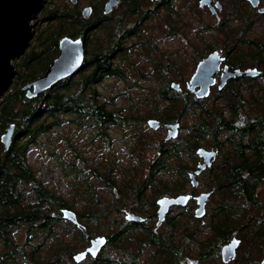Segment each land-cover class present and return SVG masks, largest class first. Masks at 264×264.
<instances>
[{"label": "trees", "instance_id": "1", "mask_svg": "<svg viewBox=\"0 0 264 264\" xmlns=\"http://www.w3.org/2000/svg\"><path fill=\"white\" fill-rule=\"evenodd\" d=\"M44 8L46 9L45 6ZM44 11L42 10L40 15ZM63 12L59 8L47 12L49 20L55 18V26L51 23L45 33H37L36 38L32 39L22 56L16 58L14 64L18 73L13 78L10 87L0 97V264H19L20 259L29 260L31 264H40L35 259L39 245H33V241L41 233L44 234L45 239L50 236L55 240L54 255L48 263L79 264L73 259L77 248L72 244L63 243L61 234L56 230L61 222H65L61 209L63 207L72 209L73 205L66 200L64 195L44 184V181L36 176L28 161V153L31 149L44 143L40 141L41 138L43 136L51 138L52 135L60 138L58 131L62 130L66 124H71L73 129H86L91 132V141L100 140L110 146L111 140L107 132L109 127H124L133 123L136 125L137 122H143L146 118V116L125 114L122 109L114 106L115 102L111 101L109 95L102 98L103 94L98 91L97 87L103 83L105 78L115 77L127 80L128 77L126 78L127 73L121 66L122 64L115 60L118 57L122 59L121 54L117 55L119 50L111 48L112 51L108 50V52L100 41L92 48L86 46V58L78 73L62 79L36 97L26 96L23 84L47 69L52 58L50 56L54 55V50L55 54L58 51L60 36L63 34L78 35L79 32L84 33L85 30H89L87 26L79 30L69 27L70 23H67L66 17L75 18V23H78V16L69 12V9L65 11L66 13ZM38 45L41 50H38ZM123 57L125 60L128 55L123 54ZM46 59L50 60L45 66ZM155 64L157 69L155 77L158 84L156 95L162 96L166 104L158 102L153 111L154 116L162 122L169 123L176 122L188 111H194L199 118L191 136L186 137L179 134L178 138L160 139L155 142L157 155L149 162L147 168L149 173L147 176L142 175L139 185L128 187V192H123L119 189L117 180L112 177L118 166L110 163L105 168L95 169V165L85 163L84 156L72 144V139L64 140L66 146L77 159L83 160L84 164L79 166L77 159L67 160L61 155L55 158L58 166L65 173L68 169L70 171L68 173L77 171V175L86 184L81 188L84 192L81 198L86 205L83 212L77 211V213L81 218H87L88 223L84 225L91 236L93 223H99L103 217L106 218L113 214L112 212L107 215L101 214L102 207L121 206V203L127 206L126 199L140 202L144 198L145 189L151 186L157 194L156 199L179 194L180 192L173 193L182 188V178L187 180V172L193 169L184 161V155L190 156L196 162L197 148L203 146V143H208L216 147L218 152H225L222 160L218 161L217 168H212L213 174H210L208 178V186L214 190L213 193L220 195L216 211L208 224L209 233H205L204 229L200 230L199 219L190 220L191 223L182 228V222L171 220V217V229L167 235L148 227L145 237L133 239L134 223L122 224L115 218L112 223L116 227L108 233L112 239L114 253H118L117 251L127 243V247L123 249L130 251L128 258L123 260L121 256H117L119 253L117 255L115 253V255H99L95 259L86 260L80 264H140L137 260L138 252L150 244L163 248L164 258L155 260V263L144 264H191L188 259L191 255L188 245L195 241L202 245L197 254L192 256L197 262L195 264H217L220 247L233 236H238L242 241L249 240L252 244L263 246L264 198L259 199L257 189L264 182V133H262L264 131L255 133V127L258 124L252 123L260 118L252 119L246 126L240 127L239 132H236L230 119H227L224 113L216 107L194 99L185 87L175 90L171 86L174 81L173 78L171 80V75H175L177 69L172 61L169 65L166 64L167 68L158 60ZM143 76L144 72H140L139 77L143 78ZM226 105L229 107L228 103ZM238 105L232 103L236 109ZM11 124L15 125V133L10 146L6 149L1 137ZM260 126L264 129V122H261L258 129ZM142 130L140 128L135 131L137 139L139 135H143ZM223 131L227 132L224 140L220 137ZM248 138L255 140L258 138L254 144L256 152L254 159L246 157L245 154L247 147L251 145V143L248 144ZM201 139L204 141L202 142ZM138 143L153 144L152 140L146 144L143 140ZM229 143L232 147L224 150L223 144ZM51 153L55 155V152ZM143 165L140 158L134 167L141 170ZM85 168L92 169V175L107 190L116 189L120 198L114 196L112 201L104 205L105 202L101 200L98 190L94 187L95 181L91 180L92 175L84 173ZM162 172L170 173L175 177L170 184H161L162 181L158 180ZM127 173L130 174V172ZM151 205L156 206L157 204L151 203ZM256 210L260 213L254 217L251 212ZM179 214L188 218L187 220L190 219L189 216L193 217L184 211ZM67 222L64 228L79 231L80 239L86 243L88 241L86 235L70 221ZM16 226L24 227L26 234L24 241H19L14 237L13 228ZM167 241H170V244ZM249 261L251 263V260Z\"/></svg>", "mask_w": 264, "mask_h": 264}, {"label": "rangeland", "instance_id": "2", "mask_svg": "<svg viewBox=\"0 0 264 264\" xmlns=\"http://www.w3.org/2000/svg\"><path fill=\"white\" fill-rule=\"evenodd\" d=\"M101 3V0H77L76 4L72 3L70 0H46L45 2V8L42 10L44 11L41 14V12L38 14L36 18L33 19V27L35 30V36L33 40L36 38L37 33H45L47 27L52 23L53 26H55V18L53 20H49L47 12L49 10H55V8H59L60 10H63L64 12L69 9V12H77L82 10L87 5L90 4H97V8H100L99 4ZM195 5H190L189 7L183 9L181 7H178L181 12V18L182 24L180 26V34H178L176 37H173L171 40V45L167 46V50L171 51L168 54L160 53L159 51H154L153 54H145L144 52H135L134 50L131 52H128V57L124 60L123 54L122 59L121 57H118L117 61L120 62L122 67L126 70L127 80L121 79V78H115V77H107L104 79L103 83L98 86V91L102 93L103 97L110 96L114 100V106L116 108L122 109V112L125 114H132L133 116H146L145 121L143 122H137L136 125L133 123L132 125H126L124 127L121 126H111L107 130L109 138L111 140V145H106L100 140H94L91 141L92 133L89 132L86 129L76 130L73 129V126L71 124H66L62 130L58 131L60 133V138H55V135H52L51 138L48 136L42 137L41 142L44 143L39 146H34L31 151L28 153V161L30 165L33 167L34 172L36 173V176L44 181V184H46L49 188L58 191L59 194L64 195L66 200H68L73 205V210L76 212H83L86 203L81 198V195L84 194L82 192L81 188L86 186L85 183H83V180L77 175V171H74L72 173H68L70 171H66L65 173L60 166H58V162L55 158V156L61 155L62 157L66 158L67 160H76V156L73 154V152L66 146V142L64 140L72 139V144H74L78 152L81 153V155L85 158V163H90L92 165H95L94 168L100 167V169L105 168L108 164L113 163L115 166H118L116 170L113 172V178L117 180L119 189H122L123 192H128V187L139 185L141 178L145 176L148 165L150 160L155 159L157 155V145L155 142H157L160 139H165L167 133L162 131V128L160 129H152L147 124V119L154 117L158 118L157 116H154L153 111L156 109V105L158 102L166 104L164 98L160 95H156V89H157V80L155 77V73L157 69L155 68V62L156 60L160 61L165 67L168 61H164L163 59L168 58L169 61H172L174 65L177 67L175 70V75H171V80L175 82H181L184 78L190 77L192 72L195 69V66L197 65V60L199 59L200 55L197 52L198 50L201 51L202 49L199 48L201 46V41H199L196 38V34H202L203 32L207 31L206 29H209V33H212L213 30L211 29V25L215 22L214 18L207 14L206 12L202 10H198V8H195ZM78 8V9H77ZM44 14V15H43ZM67 22V21H66ZM74 28L73 26H69ZM153 27V26H152ZM199 28H202L200 30H197ZM93 35L89 39V42L87 46L89 48H92L93 46H96L97 42L100 41L102 43V40H104V33L102 30L97 29L94 32H92ZM159 34V32H157ZM64 35V34H63ZM214 35V34H212ZM73 36V35H72ZM183 37L187 38V42H185ZM61 37V36H60ZM32 41V40H31ZM39 46V45H38ZM192 46L196 47V49H191ZM41 50V47L39 46V49ZM196 51V52H195ZM47 53V51H45ZM58 51L54 55L52 54L50 56L51 62L52 60L58 55ZM143 53V54H142ZM126 54V52H125ZM44 55V53H43ZM22 56V55H20ZM19 56V57H20ZM17 57V58H19ZM16 60V59H15ZM14 60V61H15ZM48 59L44 61V65L49 62ZM50 62V63H51ZM14 63V62H13ZM49 63V64H50ZM40 66V65H39ZM38 66V68H39ZM41 67V66H40ZM48 67V66H47ZM16 68V67H15ZM167 68V67H166ZM17 72V68H16ZM45 72V70H44ZM44 72H41L39 74L42 75ZM140 72H144L143 78L139 77ZM18 73V72H17ZM193 75V74H192ZM131 83V84H130ZM3 95V94H2ZM1 95V96H2ZM0 96V97H1ZM208 106L216 107V109L220 110L224 113L225 117L227 119L231 118V114L228 111V107L226 104L222 103H215L213 101L207 102ZM262 112V116L264 118V105H260L258 103H253L251 105L246 104L241 112L244 114V116L247 117H253L258 112ZM243 116V117H244ZM198 114L194 113V111H188L183 116H181L178 120L181 122V130L180 135L189 137L194 132V126L198 122ZM248 119V118H247ZM132 122V120H131ZM165 123V122H164ZM168 123V122H167ZM142 128V134L139 135L137 139V135L135 131ZM227 134L226 131H223L220 135L222 140L225 139V135ZM178 138V137H177ZM144 141V144L149 143V140H152L153 144L148 145H141L138 143V141ZM202 140V139H201ZM204 140H202L203 142ZM249 141V140H248ZM151 143V142H150ZM246 149V157H249L250 159L255 158V149L254 144L255 140L249 141L248 144H250ZM203 146L210 147L208 143H203ZM232 147L231 143L229 144H223V149H228ZM264 149V146H263ZM51 152H55V155ZM220 157L217 158V164L215 167L217 168L218 161L222 160L223 154H225L224 151L220 152ZM142 159L143 162V169L137 170L135 169V165L138 163L139 159ZM78 165L84 164L83 160L77 159L76 160ZM184 161L188 163L189 166L193 167L195 166L196 162L192 160V158L188 155H184ZM92 170V169H91ZM89 168L84 169V173H88L89 175H92V172ZM127 172H130L128 174ZM76 174V175H75ZM143 175V176H142ZM76 176V177H75ZM91 180H94L95 184L94 187L96 190H98L99 197L103 202H109L112 201L114 198V192L113 190H107L101 182H98L96 180L95 176H90ZM210 177V176H209ZM208 176L205 174H202L199 176V186L196 188H192L189 182V177L187 180L182 178L183 186L182 188L175 191L173 194L176 193H196L198 194L202 190H209L211 189L210 186H208ZM175 177L166 172H162L159 175L158 180L162 181L161 184H170V181H172ZM124 181H126L124 183ZM174 182V181H173ZM153 187H148V189H145L144 198L142 199V203L145 207L151 206V203L156 200V193L152 189ZM79 191V192H78ZM259 199L264 198V182H262L261 185L258 186L257 189ZM220 199V195L218 193H214L209 200L207 204V217L203 220H200L199 227L200 230L204 229L205 233H209L208 224L212 220L213 213L216 211V205L217 200ZM127 207L130 206H136L140 202L134 200V199H126ZM94 204V203H93ZM196 203L191 202V209L192 212H194ZM182 210L180 208H175L171 210L170 217H175L177 220H180L182 222L181 226L182 228L187 227L191 222L190 220H195L198 218H195L194 216H189L188 218L180 215ZM113 214L109 217L103 218L99 223L94 222V228L91 230V236L100 235L108 233L111 229H115V225L112 223L113 219H124V215H119L116 212H112ZM259 211L256 210L255 212H251V214L256 217L259 215ZM87 218H82V223L86 224L88 221ZM153 221H149L146 223V226H154ZM68 222L65 220V222H61L60 225L56 227V230L61 234L63 243H69L74 245L77 249L75 252L80 251L85 247L87 242H82L80 232L77 230H69L65 229L64 226ZM201 225V226H200ZM146 227H135V230L132 232L133 239L139 237H145L146 236ZM171 226L169 224H164L159 228V232H162L163 234L167 235L170 232ZM81 231V230H80ZM13 234L14 237L19 241H24L26 234L24 231V227L16 226L13 228ZM244 235H248L247 233H244ZM202 239L203 237H199ZM54 239H51L50 236H47L46 239L44 238V234H39L34 239V244L38 246L37 252L35 254V259H37L40 264H61L56 262L48 263V260L52 258L54 255L53 251V243ZM179 242V241H178ZM41 244V245H40ZM125 247H127L126 244H124ZM224 245V244H223ZM202 247V245L198 244V241H195L193 244L188 245V248H190L191 255L188 257L189 260H194L192 256L196 255L199 249ZM32 248V247H31ZM111 249V247L108 248V252ZM107 252V253H108ZM113 255V252H109ZM264 255V243L263 246H258V244H252L249 240H243L237 250V256L234 260H232L229 263H224L220 257L219 260L216 262L217 264H256L261 257ZM251 260V263L250 261ZM258 260V261H257ZM23 262H27L28 264H31L29 260H23L20 259L19 264H22ZM12 264V263H9Z\"/></svg>", "mask_w": 264, "mask_h": 264}, {"label": "flooded vegetation", "instance_id": "3", "mask_svg": "<svg viewBox=\"0 0 264 264\" xmlns=\"http://www.w3.org/2000/svg\"><path fill=\"white\" fill-rule=\"evenodd\" d=\"M110 1L111 0H101V3L99 4L100 8H97V4L87 5L92 8V13L87 18L82 15L83 8L80 11V14L79 11L71 12L74 15L77 14L79 20L78 23H75V18L71 19L66 17L65 20L68 21L67 23H70L69 25L74 27L71 28L79 30L82 27L85 28L87 26L86 28H88L89 30H85L84 33L79 32L78 35L73 36L68 34L62 35L58 40V52L59 42L63 36L81 38L84 41L86 49L89 39L93 35L92 32L100 29L105 35L104 40H102L101 43L103 45V48L107 51H112L110 49L115 48L116 50H119L117 52V55L125 54V52L127 54L128 52H131L133 50L136 53L146 52L145 54L147 55L153 54L154 51H159L164 55L168 54L171 51L167 50V46L171 45V40L173 37H176L178 34H180L179 30L181 29L180 26L182 24V21L180 20L181 12L178 7L185 9L190 5H195V8H198V10H202L207 14H210L215 20L210 29L213 30L212 33H209V29H206L207 31L203 32L202 34H196V38L201 41V46H199V48H201L202 50L197 51L200 57L197 60L195 69L201 61L206 59L211 54L218 55L216 56V59L218 60V67L213 74L214 83L210 89V94L208 96L198 97L194 91H190L187 89V83L189 82L195 69L190 77L184 78L182 80V83L179 81L177 83H179L181 87H185V90L190 95H192L194 99L198 101L200 100L201 103L207 104L208 101L222 104L228 103V111L231 114L230 122L236 132H239L238 129L240 127L246 126L248 122H251L252 119L258 117L260 118V120L255 119V121L252 122L254 124H258L255 127V133L264 131L261 126L258 129V126L261 124V122H264L261 111H259L258 114L253 117L244 116V114L241 112L246 104L251 105L253 103H258L260 105H264V0H114V5L107 10V5ZM200 29L202 28H199L197 30ZM157 32H159V34H157ZM182 39L185 42L188 41L186 37L182 36ZM191 49L197 50V48L194 46H192ZM165 61H168L167 64L169 65V59L166 58ZM225 70H228L230 72L242 71V73L228 78L223 86L220 87L222 76ZM246 71H249L250 73H246ZM198 88L199 86L196 87V90ZM232 103L239 104L238 108H234V106H232ZM166 125V122L164 123L161 121V126L159 128H162V131L167 133L168 128ZM248 140L253 141L255 139L248 138ZM256 140H258V138H256ZM205 148L214 149L217 155L212 166L204 169L198 175V178L202 174H205L208 177L210 174H213L212 168H216L215 165L217 162V158L221 155L216 147L210 146ZM203 161L204 159L197 154L195 167L193 166V169L187 172V178L189 177L190 173L198 169V165ZM148 173L149 170L147 169L145 176H147ZM190 185L192 186V188H196L199 186V182L197 186H193L191 182ZM209 190L213 189L211 188ZM202 191H200L199 193H201ZM113 192L116 198H120V194L116 189H113ZM188 193H191V199L188 203L189 208L186 209L184 206L174 205L173 207H171L169 213L175 208H180V210L194 216V212H192L191 209V202L196 203V205L194 206L196 209L198 205L195 197L199 193ZM211 197L209 198V200L211 199ZM157 200L158 198L155 200L156 202L153 201L152 203L157 204ZM105 204H107V202H105L104 205ZM158 208V204L156 206L151 205L145 207L142 201H140L138 205L130 207H127L123 203H121V206H105L102 207L101 214L107 215L109 212H116L119 215H124V219L117 218L118 220H120V222H122V224L134 223V227H146V231L148 227H152L146 226V223L155 220L152 229L159 232V228L162 225L169 224L170 226V221L177 219L175 217H172V219L170 220L171 217L168 213L162 223L160 225H157V222L159 220L157 213ZM128 213L140 215L141 220L135 221L128 219ZM206 215H208L207 205L206 214L204 215V217L198 219L203 220L202 222H204V218L207 217ZM77 219L78 223L83 227H79L78 224H73L72 222L71 223L79 228V230H81L88 238L87 244L80 251L84 250L88 245H90L92 238L96 236H104L107 238V242L98 256H106L110 254L109 252H113V255H115L116 252L114 253L115 249L113 248L112 239L109 236L110 234H108L109 232L105 234L90 236L85 225L81 221L82 218L80 217V215H78V213ZM233 237L239 238L238 236ZM239 239L241 244L242 240L241 238ZM167 242L170 244V241ZM125 244L127 245V243ZM109 247H111V249L108 252ZM123 248H125V245L117 251L119 255H117L118 253H116V255L118 257L121 256L123 260H126V258H128V255L130 254V251ZM98 256L91 257L90 255H88L84 260L79 262V264L86 260L95 259ZM163 258V248L158 245L150 244L138 252L137 260L140 262V264H144L155 263V260H162ZM263 258L264 255L259 261L257 260L258 262L256 264H260ZM182 261H184V259H182ZM190 263L195 264L197 262L194 259L190 260Z\"/></svg>", "mask_w": 264, "mask_h": 264}, {"label": "water", "instance_id": "4", "mask_svg": "<svg viewBox=\"0 0 264 264\" xmlns=\"http://www.w3.org/2000/svg\"><path fill=\"white\" fill-rule=\"evenodd\" d=\"M76 3L77 0H70ZM46 0H0V96L10 87L13 78L17 75L14 59L22 55L31 40L35 35L33 27V19L38 16L45 6ZM115 1L111 0L107 5V10L114 5ZM92 8L85 6L82 10V15L87 18L91 15ZM217 54H211L206 59L201 61L191 76L188 83V89L194 91L198 97L208 96L210 87L214 82L212 78L213 73L218 67ZM86 58V50L84 41L81 38H73L70 36H63L59 42V53L48 65L45 72L28 80L23 84V89L26 91L28 98L36 97L42 92L54 86L57 82L70 77L80 71ZM242 73V71L230 72L225 70L222 76V83L220 87L227 81L228 78ZM246 73H250L246 71ZM197 85H200L198 90H195ZM171 86L175 90H180L181 86L177 82H172ZM147 124L150 128L156 130L161 126V121L158 118L147 119ZM170 128L166 139H175L180 134V120L168 124ZM15 133V125L11 124L3 133L1 139L7 149L13 139ZM199 154L205 158L204 164L199 166V169L189 174V180L193 186L198 185V175L205 168L206 164L211 165L212 159L215 157L216 152L212 149H199ZM212 191L202 192L195 198L198 203L196 215L203 217L205 214L206 202L211 195ZM191 198V193L179 194L174 197L165 196L158 200L159 220L157 225H160L164 219L165 214L168 212L171 205L179 204L184 205L188 209L187 203ZM62 217L78 224L77 213L68 207L61 209ZM127 218L135 221L141 220L140 216L133 213H128ZM103 241V243H101ZM239 241V243H235ZM107 242L104 236H96L91 239L90 245L84 250L78 251L73 254L75 262L79 263L84 260L88 255L91 257L98 256L100 250ZM240 244V239L233 237V239L221 247L222 261L227 263L234 259L237 254V249ZM22 264H28L23 262ZM260 264H264V258Z\"/></svg>", "mask_w": 264, "mask_h": 264}, {"label": "bare ground", "instance_id": "5", "mask_svg": "<svg viewBox=\"0 0 264 264\" xmlns=\"http://www.w3.org/2000/svg\"><path fill=\"white\" fill-rule=\"evenodd\" d=\"M34 36H35V35H34ZM33 38H34V37H33ZM17 57H19V56H17ZM17 57H16V58H17ZM16 58H15V59H16ZM15 59H14V60H15ZM13 62H14V61H13ZM15 69H16V68H15ZM213 74H214V73H213ZM212 78H213V75H212ZM190 79H191V78H190ZM213 79H214V78H213ZM189 82H190V80H189ZM189 82H188V83H189ZM188 83H187V85H188ZM213 83H214V82H213ZM221 83H222V82H221ZM212 85H213V84H212ZM212 85H211V87H212ZM198 86H199V88H200V85H197V87H198ZM187 87H188V86H187ZM211 87H210V89H211ZM199 88H198V89H199ZM198 89H197V90H198ZM195 90H196V89H195ZM195 94H196V93H195ZM209 94H210V92H209ZM202 97H205V96H202ZM170 123H174V122H169V123H167L166 126H167V128H168V131H169V129H170V128L168 127V124H170ZM180 124H181V122H180ZM167 134H168V133H167ZM166 140H167V139H166ZM169 140H170V139H169ZM201 148L206 149V148L203 147V146H202V147H199V148L197 149V154H198L200 157H202V158L204 159V161L198 165V169H199V166L202 165V164H204V162H205V158L199 154V149H201ZM212 150H214V149H212ZM214 151H215V150H214ZM215 152H216V151H215ZM216 155H217V153L215 154V157L212 159V162H211V165H210V166H212V164H213V162H214V160H215V158H216ZM210 166H209L208 164H206V166H205L204 169H206L207 167H210ZM204 169H203V170H204ZM203 170H202V171H203ZM202 171H201V172H202ZM208 191H212L211 195L213 194V190H208ZM202 192H207V191H202ZM202 192H201V193H202ZM179 194H187V193H179ZM179 194H177V195H179ZM199 194H200V193H199ZM199 194H198V195H199ZM177 195H171V196L166 195V196L174 197V196H177ZM211 195L209 196V198L211 197ZM162 197H165V196H162ZM162 197H159L158 200H159L160 198H162ZM209 198H208V200H209ZM190 199H191V198H190ZM190 199H189V200H190ZM195 199H196V198H195ZM158 200H157V204H158V207H159V208H158V212H157V213H158V218H159V209H160V206H159ZM208 200H207V202H208ZM196 201H197V200H196ZM207 202H206V205H207ZM188 203H189V201H188ZM188 203H187V206H188V208H189V204H188ZM174 205H179V204H174ZM174 205H171V206H170V208H169L168 212L165 214V216L169 213L171 207H173ZM197 205H198V203H197ZM179 206H184V205H179ZM184 207H185V206H184ZM197 207H198V206H197ZM196 209H197V208H196ZM196 209H195V211H194V216L197 217V218H202V217H199V216L196 215ZM205 214H206V206H205ZM205 214H204V215H205ZM135 215H137V214H135ZM137 216H140V215H137ZM165 216H164V218H165ZM140 217H141V216H140ZM203 217H204V216H203ZM163 220H164V219H163ZM163 220H162V221H163ZM161 223H162V222H161ZM161 223H160V224H161ZM232 239H233V238H231L227 243H229ZM227 243H225V244H227ZM225 244H224V245H225ZM239 245H240V244H239ZM101 250H102V249H101ZM101 250H100V252H101ZM100 252H99V253H100Z\"/></svg>", "mask_w": 264, "mask_h": 264}, {"label": "snow or ice", "instance_id": "6", "mask_svg": "<svg viewBox=\"0 0 264 264\" xmlns=\"http://www.w3.org/2000/svg\"><path fill=\"white\" fill-rule=\"evenodd\" d=\"M101 243H103V241H101ZM235 243H237V244H238V243H239V241H236Z\"/></svg>", "mask_w": 264, "mask_h": 264}]
</instances>
